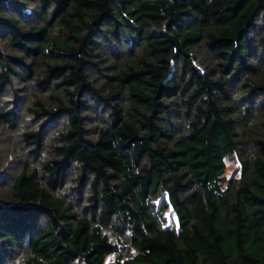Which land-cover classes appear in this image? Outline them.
I'll list each match as a JSON object with an SVG mask.
<instances>
[{
	"label": "trees",
	"instance_id": "trees-1",
	"mask_svg": "<svg viewBox=\"0 0 264 264\" xmlns=\"http://www.w3.org/2000/svg\"><path fill=\"white\" fill-rule=\"evenodd\" d=\"M0 264H264V0H0Z\"/></svg>",
	"mask_w": 264,
	"mask_h": 264
},
{
	"label": "rangeland",
	"instance_id": "rangeland-1",
	"mask_svg": "<svg viewBox=\"0 0 264 264\" xmlns=\"http://www.w3.org/2000/svg\"><path fill=\"white\" fill-rule=\"evenodd\" d=\"M4 139L5 140L1 143L2 149L6 150L7 148H9V146L11 147V145L12 146L16 145L14 142L15 139H17L16 136L5 134ZM237 167H238V164L236 163L234 159L226 161V170L223 175L224 182H226L228 179L232 177H238ZM164 217L166 220L165 227H170L171 225L175 224V217L170 210L165 212ZM113 259L114 257L111 256L106 261L109 262V261H112Z\"/></svg>",
	"mask_w": 264,
	"mask_h": 264
}]
</instances>
